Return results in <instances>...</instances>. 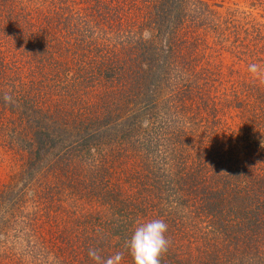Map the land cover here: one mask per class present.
I'll list each match as a JSON object with an SVG mask.
<instances>
[{
    "label": "rangeland",
    "instance_id": "374dc122",
    "mask_svg": "<svg viewBox=\"0 0 264 264\" xmlns=\"http://www.w3.org/2000/svg\"><path fill=\"white\" fill-rule=\"evenodd\" d=\"M11 1L18 0H0V264H54L56 260L62 261L60 264H95L88 256L90 248L98 249L103 258L122 252V264H133L125 241L138 222L157 218L169 219V223L173 218L175 223L167 224L170 245L161 256V264H177L174 262L183 258L181 254L204 263V244L212 245V249L217 245L216 248L231 250L232 253L225 250V264H233L245 246L238 245L242 233L248 235L247 239L256 236L255 249L264 261L262 234L257 235L248 224L237 221L241 211H256L255 201L264 200V0L172 1L171 18L156 40L157 63L162 66L163 61L176 57L172 73L190 74L186 76L193 82L190 92L197 97L195 101L204 97V110L198 115L190 108V101L177 94L180 77L175 75V79L169 78L163 84L159 81L154 87L163 104L155 118L158 126L154 130L159 135L147 132L148 126L141 119L138 132H130L133 143L114 146L98 144L100 136L108 131L103 133L94 117L118 98L121 87L128 90L125 79L111 75L113 72L96 75L100 73L96 65L95 80L86 77L88 81L83 79L84 69L74 65L58 71L46 65L42 68L37 58L51 53L57 57L61 51H69L70 55V51L78 50L77 33L66 36L63 26L53 28L50 23L47 34L42 33L37 29L38 23L31 20L33 28L25 27L17 36L8 16ZM30 1L43 9L40 13L34 11V17L52 18L57 13L60 22L66 20L71 26L74 22L77 26L82 24L84 9L93 3ZM153 1V13L160 15L165 7L163 0ZM103 3L109 18L112 2ZM202 3L204 22L197 28L195 7ZM176 9L186 11L184 26L179 24ZM189 15L194 18L193 24ZM168 27L175 35L168 34ZM195 32L200 33L196 50L177 48L172 40L177 42L184 36L189 39ZM142 36L149 39L150 33ZM40 40L47 46L33 49L34 41ZM109 46V42H104L102 50ZM116 51V58L121 59ZM136 60V55L128 53L122 63L132 66ZM251 65L257 66L255 72L250 71ZM193 72L198 79L192 78ZM19 80L24 83L21 89ZM155 84L144 82L137 92L144 95L145 89ZM246 86L247 92L254 89L250 96L243 91ZM21 92L28 93L23 97L30 102L41 97L45 112L53 111L73 123L31 122L36 113L17 100ZM137 92L133 90L128 96L135 97ZM75 93L78 96L74 97ZM40 94L43 95L38 97ZM123 96L127 97L125 91ZM119 115L117 126L135 130L128 127L134 122L133 117L137 120L129 109H120ZM182 121L190 125L176 124ZM25 122L37 144L34 152L28 148L25 153L19 152L18 148L26 146L20 147L11 133L12 126L18 129L19 123ZM36 122L40 125H33ZM55 130H63L58 138ZM14 139L16 143H12ZM147 140L153 151L144 147ZM81 149L88 150V155L80 159ZM67 153L70 159H65ZM184 181L195 184V188L202 184L204 191L179 186ZM175 189L182 193L176 194ZM220 192L219 203L221 198L216 194ZM210 201L216 216H212L211 206L204 204ZM218 207L232 208L235 218L230 221L218 215ZM173 225H177L176 233ZM218 225L228 228L214 231ZM228 231L231 234L226 236ZM250 251L247 248L245 255Z\"/></svg>",
    "mask_w": 264,
    "mask_h": 264
},
{
    "label": "trees",
    "instance_id": "16d2710c",
    "mask_svg": "<svg viewBox=\"0 0 264 264\" xmlns=\"http://www.w3.org/2000/svg\"><path fill=\"white\" fill-rule=\"evenodd\" d=\"M26 1L30 0H18L17 3H13V1L9 2V8H8V16L12 18V31L14 30V33H18V31L22 30L23 28H33V25L30 24V21H36L38 23V28L42 33H46L47 30V24L50 23L53 25V28H57L56 26L61 25L64 27V35L74 34L76 36L77 33V45L78 50H72L70 51V55L68 52H57V57L51 54H46V57H39L36 59L37 62L41 65L42 68L47 66H50L54 70L58 71L68 70V67L71 65H74L76 69L83 70L85 72V76L83 77L84 81L86 77H88L90 80H95L94 74L96 73L94 71L93 65L97 66V71L100 72L96 75H101L102 73L108 74L107 72H113L111 75L118 74L121 79H125V82L127 85V89L125 90L124 87H121V93L118 94L116 97L112 100L111 103H108L104 107V112L98 115H95L94 121L98 123V127L101 125V130L103 133L108 131V134L99 135L101 139L98 142L99 145H109L114 146L117 143H133L132 140H134L133 135L130 134V132H138L137 129L141 128V119L145 120V125L148 126L147 132H151L155 135H159L157 131L154 130V128L157 125L155 122L156 116L159 114V110L161 107L162 102L158 95V92L154 87L157 88V82L161 81L160 83L167 82L170 78L171 80L178 78L180 82L179 90L177 91V94L180 95L184 100L190 101V108L194 111L198 112V115L204 110V97L202 100L195 101L197 97L192 96L191 87L190 84H193L191 80H189L186 76H190V74L179 75L177 76L175 73H172L176 68L177 65L176 57L172 59H167V61H163L162 66H160L157 63V44L156 40L161 37V34H163V31L166 29V23L167 20L171 18L170 15V5L172 6V1L176 0H163V5L165 6L161 11L160 15L157 14V16L154 15V6L153 0H111L112 2V13L111 17L108 18V12L103 7L104 3L103 0H93L92 4L88 6L85 10V13L82 15V24L80 26H77L74 22V26L68 25V22L66 20H61L56 13L54 17H39L36 18L32 15L34 11H37L40 13V11H43L41 7L38 5H35L32 1L25 3ZM162 2V0L160 1ZM160 5V4H159ZM8 7V5L6 6ZM4 7V8H6ZM86 10L88 12L86 13ZM178 9L174 10L175 15L179 17V24L181 23V26H184L183 23L185 22V18L187 16L185 10L177 11ZM195 25L197 28L199 27V23L204 22V3L201 5H198V7H195ZM186 14V15H184ZM184 16V21H182ZM191 16L192 24L194 23V18ZM173 17V16H172ZM191 24V25H192ZM17 31V32H15ZM74 31V32H73ZM107 31V32H106ZM145 31V32H144ZM150 33V38H143V34L146 32ZM144 32V33H143ZM168 34L173 33L171 31V28L168 27L167 29ZM46 34L44 36H46ZM175 35V33H173ZM185 34V33H184ZM200 33H194L192 34L189 39L185 36L180 41H175L172 39L178 46L177 48L180 49H191L194 50L197 49L195 46H199L200 42L196 41L199 39ZM98 35V39H97ZM18 36V34H17ZM76 38V37H75ZM152 38H154L152 40ZM97 39V41H94ZM159 40V39H158ZM170 40V39H169ZM168 40V41H169ZM36 42L33 46V49L38 48V46L41 47V49L45 46H47V43H44V41H34ZM109 42V47L102 50L103 43ZM35 44V43H32ZM76 44V43H75ZM38 45V46H37ZM76 45V47H77ZM80 45V46H79ZM117 48L118 54L122 55L121 59L116 58L117 55ZM171 48V47H170ZM169 48V49H170ZM87 49V50H85ZM84 50L86 52H84ZM31 51V49H30ZM191 51V50H190ZM33 52V51H31ZM136 52V53H134ZM63 53V54H61ZM136 55L138 57V60H136L135 64L132 66H129V64L123 65V60L126 55ZM22 54V53H21ZM61 54L62 59L59 60L58 56ZM90 55V56H89ZM181 55V53H180ZM124 56V57H123ZM30 59V58H29ZM181 60V57L179 58ZM129 59L124 61L126 63ZM182 61H186V58H182ZM123 65V66H122ZM179 66L180 63H178ZM20 67V66H18ZM83 68V69H82ZM116 71V72H115ZM186 72V71H185ZM65 75H67V72H63ZM94 73V74H93ZM176 75V77H175ZM196 73H192V78L196 77ZM115 77V78H116ZM195 79H198L197 77ZM108 80V79H107ZM194 80V79H193ZM52 83H55V80H51ZM153 82L155 84L153 88L145 89L144 95H140L141 87L142 85H145L148 82ZM195 81V80H194ZM19 88L23 87L24 83L18 81ZM62 88V87H59ZM249 90V87H244V92H247ZM133 90L139 91L136 93L135 97L128 96V93H132ZM254 89L247 92L248 96H250V93ZM65 91V90H64ZM125 91V96L124 95ZM18 92V91H17ZM55 92V91H54ZM174 92V91H173ZM56 93V92H55ZM27 95L28 93L21 92V95H19L18 101H20L21 104L24 106H27L28 110H31L32 113L35 114V118L31 119V122L34 121H43V122H51V123H57V124H72L73 121L63 118L60 115L55 114L53 111L45 112L46 108L44 107V102L41 97L43 94L37 95L39 98L37 100L33 99L31 102L28 101V97H23V95ZM74 97L78 96V94H74ZM80 99V98H79ZM39 100V101H38ZM81 100V99H80ZM122 102H121V101ZM46 102V101H45ZM80 103V102H79ZM130 105V106H129ZM134 105V106H133ZM136 105H139L138 108H135ZM163 105V104H162ZM189 106V105H187ZM175 108V106H174ZM120 109H129V111L132 113V117L135 116L137 120L133 117L134 122L131 121L128 124V127L130 129L135 130H129L126 131L125 126H117L118 122L121 121L119 115ZM47 111V110H46ZM193 115H195L192 111H190ZM114 115L116 118L111 117V115ZM26 121V120H25ZM41 122V124H44ZM116 123V129H114V125ZM112 124V125H111ZM165 124V123H164ZM174 124V123H173ZM176 124H180L181 127H185L186 125H190L187 122H177ZM33 125H40L38 122L33 123ZM19 128L11 127V133L16 137L17 144L22 145L24 144L26 146L25 149L18 148V151L21 153H25V150L28 148V150L35 151L36 143H33V140L31 138V132L30 129L28 131V126L26 122L23 124L19 123ZM125 130V132L122 133V131ZM63 132V130H55V133L57 135V138L59 136V133ZM67 138V136H65ZM64 138V137H63ZM84 139V138H82ZM155 140H159L155 137ZM12 143H16L15 139L11 140ZM158 142V141H157ZM70 144V143H69ZM144 147L147 149L148 152L153 151L154 147L151 146V143L149 140L144 141ZM88 150L81 149L78 151L79 158H84V155H88ZM70 154H66L65 159H70ZM64 159V158H61ZM152 165V162H151ZM119 166V165H118ZM155 178V177H154ZM170 182V181H169ZM187 181L181 182L179 186L185 185L186 188H191L193 190H203L204 187L202 184L199 185V187L195 188L194 185H189V183H186ZM176 194L182 193L179 191V189H175ZM212 196L213 194L210 193ZM220 194H216L217 197H220L221 200H218L220 203L222 201ZM208 195V194H207ZM223 196V195H222ZM213 199V198H212ZM163 200V199H162ZM259 202H256L257 210L251 211H241L238 215L237 221L248 224V227L253 228L254 231H256L257 235L262 234L264 237V200H258ZM217 202V203H218ZM206 207L211 206V213L212 216H216V210L213 209V201L205 202L204 203ZM232 211V213L230 212ZM234 210L232 208H225L222 209L221 207H218V215L226 216L230 221L235 218L234 214L236 215V212H233ZM234 213V214H233ZM169 219L165 222L171 226L173 223V218H171L172 223H169ZM128 225V224H127ZM169 226V227H170ZM174 229L173 231L176 233L177 231V225H173ZM241 227V225H239ZM93 228V226H92ZM95 228H98L96 226ZM228 227H218L214 228V231H220L221 229H226ZM60 229V228H59ZM65 228L60 229V232L63 234ZM92 229L91 231H93ZM236 230V229H235ZM235 230H231V232H234ZM94 232V231H93ZM236 232H240V230H236ZM59 234V232L57 231ZM231 233L228 231V234L226 236L230 235ZM248 235L242 233L240 236V244H244V248L239 252L237 256V261L235 257V262L233 264H264V261L262 259V254L257 252L255 248L258 249V241L256 236L253 238L247 239ZM56 239V238H55ZM209 246V244H204V263L200 262L199 260L194 259L191 257L190 259L188 257H184L183 254L180 255L179 260H176L174 263L177 264H225L228 261V257L224 255L225 250L227 253H232L231 250L226 248L225 250H222V247L216 248L217 245H213V249ZM264 246V245H263ZM254 247V248H253ZM221 248V249H220ZM247 248H250L251 251L245 255V250ZM222 254V256L220 255ZM205 254L208 255V257H205ZM230 255V254H229ZM234 256V254H232ZM231 256V255H230ZM212 257V258H211ZM253 257V258H252ZM213 261V263H211ZM62 261L56 260V264H60ZM54 263V264H55ZM169 263V262H168ZM22 264V263H19ZM29 264V263H28ZM230 264V262H228Z\"/></svg>",
    "mask_w": 264,
    "mask_h": 264
},
{
    "label": "clouds",
    "instance_id": "9594fccd",
    "mask_svg": "<svg viewBox=\"0 0 264 264\" xmlns=\"http://www.w3.org/2000/svg\"><path fill=\"white\" fill-rule=\"evenodd\" d=\"M256 65L250 71H256ZM9 97L6 95L5 100ZM168 225L162 218L138 222L130 239L125 241V248L132 257L133 264H161V256L167 252L170 240L167 238ZM123 253L117 252L103 258L98 249L90 248L88 256L95 264H122Z\"/></svg>",
    "mask_w": 264,
    "mask_h": 264
}]
</instances>
